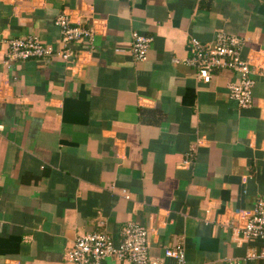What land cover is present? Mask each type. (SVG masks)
I'll return each instance as SVG.
<instances>
[{
    "label": "crops",
    "instance_id": "0c3cea01",
    "mask_svg": "<svg viewBox=\"0 0 264 264\" xmlns=\"http://www.w3.org/2000/svg\"><path fill=\"white\" fill-rule=\"evenodd\" d=\"M61 14L96 30L92 52L5 63L12 39L55 48ZM217 31L243 42L249 108L227 96L233 73L201 84L172 62ZM133 33L150 39L144 62L130 55ZM259 199L264 0H0V264H71L75 238L116 244L128 223L146 230L149 258L171 264L163 252L181 240L185 264H228L264 246L232 233L235 210Z\"/></svg>",
    "mask_w": 264,
    "mask_h": 264
},
{
    "label": "built area",
    "instance_id": "2783aa9c",
    "mask_svg": "<svg viewBox=\"0 0 264 264\" xmlns=\"http://www.w3.org/2000/svg\"><path fill=\"white\" fill-rule=\"evenodd\" d=\"M53 25L59 33L55 48L41 43L33 35L12 39L7 42L5 63L29 59L42 60L52 56L68 63L75 53L72 47L83 44L87 52L94 50V39L98 33L92 26L81 27L65 14L57 16ZM149 43L148 37L135 33L131 35L129 52L135 62L146 60ZM242 45L241 39L217 31L212 42L208 44H201L190 38L186 45L188 56L180 61L172 59V62L194 70L196 80L201 84H208L216 72L226 70L233 73L234 80L225 86L227 96L239 108L246 109L251 106L252 88L255 82L252 77L254 70L251 69L250 62L242 57ZM191 156V152L186 154L183 160L184 166L190 163ZM122 194L127 198L123 191ZM234 216L241 220L232 231L240 242H264V200H257L249 210H235ZM146 237V230L132 223L121 229L120 240L116 244L102 232L85 234L75 238L65 253V259L71 264H100L108 257L131 264H164L161 260L147 256ZM163 258L170 259L171 264H185L182 241L178 240L170 248H166ZM257 259H264V246L258 252L249 249L242 258L230 261L228 264H242Z\"/></svg>",
    "mask_w": 264,
    "mask_h": 264
}]
</instances>
